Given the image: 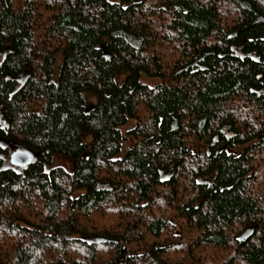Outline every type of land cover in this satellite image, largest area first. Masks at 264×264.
<instances>
[{"label": "trees", "instance_id": "trees-1", "mask_svg": "<svg viewBox=\"0 0 264 264\" xmlns=\"http://www.w3.org/2000/svg\"><path fill=\"white\" fill-rule=\"evenodd\" d=\"M261 84L264 0H0V264H264Z\"/></svg>", "mask_w": 264, "mask_h": 264}, {"label": "flooded vegetation", "instance_id": "flooded-vegetation-1", "mask_svg": "<svg viewBox=\"0 0 264 264\" xmlns=\"http://www.w3.org/2000/svg\"><path fill=\"white\" fill-rule=\"evenodd\" d=\"M234 54L238 56H250L251 58H257L256 55L253 52H248L244 50V46L242 44L241 47H238V50L240 52H236V49L233 48ZM192 67L200 68L203 67V63L201 59H195L192 62ZM249 91L251 92H257V94H264V86L263 84L253 87H249ZM0 123H3V120L0 116ZM225 127L219 128V132L217 135H215L212 144L216 145L215 147V153H220L222 151H225L227 154H241L244 151L248 149H254L259 148V152H261L264 149V132L255 133L251 135L250 137H247V134L244 135L242 140L238 141L237 137L239 135L238 131H236V128H232V124L229 121H225ZM210 150H208V153ZM260 158L264 160V153H259Z\"/></svg>", "mask_w": 264, "mask_h": 264}, {"label": "water", "instance_id": "water-1", "mask_svg": "<svg viewBox=\"0 0 264 264\" xmlns=\"http://www.w3.org/2000/svg\"><path fill=\"white\" fill-rule=\"evenodd\" d=\"M242 43H238V44H233L231 46V48H235L236 52H240L238 50V47H241ZM226 124H223L221 128L225 127ZM173 128L176 127V124L174 123ZM34 158V154L30 149H27L25 147H18L16 149H14L9 156V160L12 164L17 165V166H25L27 163L31 162ZM160 175L162 176L163 174L160 173ZM102 186H104V183L102 184ZM253 231V227L250 226L248 228H246L239 236L240 239L249 236Z\"/></svg>", "mask_w": 264, "mask_h": 264}, {"label": "rangeland", "instance_id": "rangeland-1", "mask_svg": "<svg viewBox=\"0 0 264 264\" xmlns=\"http://www.w3.org/2000/svg\"><path fill=\"white\" fill-rule=\"evenodd\" d=\"M57 58L59 61L61 59V55L58 54ZM140 79L142 82L149 84V85H154L159 81V79L157 77L148 76L146 74H142ZM88 99L90 100V102H92L91 97H88ZM134 125H135V120H129V122L127 124H125L124 126H122L121 129L123 132H125L127 129L133 127ZM133 143H134L133 136H131V135L128 136L127 139L124 140V142H123V148H122L121 154L124 153L125 148L130 147ZM262 152L264 153V149L260 153H262ZM52 163L53 164H61L67 168L70 167V161L68 159L60 157V156H56ZM263 169H264V167H263Z\"/></svg>", "mask_w": 264, "mask_h": 264}]
</instances>
